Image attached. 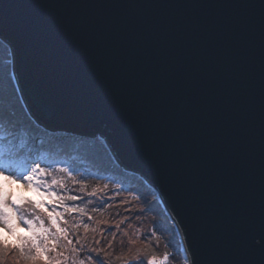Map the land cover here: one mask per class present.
<instances>
[{
    "label": "water",
    "instance_id": "1",
    "mask_svg": "<svg viewBox=\"0 0 264 264\" xmlns=\"http://www.w3.org/2000/svg\"><path fill=\"white\" fill-rule=\"evenodd\" d=\"M0 39L34 121L99 135L187 264H264V0H0Z\"/></svg>",
    "mask_w": 264,
    "mask_h": 264
},
{
    "label": "rangeland",
    "instance_id": "2",
    "mask_svg": "<svg viewBox=\"0 0 264 264\" xmlns=\"http://www.w3.org/2000/svg\"><path fill=\"white\" fill-rule=\"evenodd\" d=\"M10 57L12 62V55ZM2 106L4 114L0 112V131L3 132L6 139L0 141V151L4 153L0 157V163L9 165V171L5 175L12 177L5 180L0 176V185L3 186L4 191L21 200H53V197L40 195V192L45 191L43 185L40 186L38 192L35 182L29 185L22 179L35 168L36 164H39L47 173L40 177V180L47 183H51L52 179L60 181L59 184L52 185L53 191L65 197L75 195L81 198L76 201L56 200V205H75L84 209V212L64 213V220L60 222V226L66 228L67 232L57 234L55 237L49 236L52 251L43 253L36 260H31L25 258L29 254L27 249L21 253L18 247L8 248L0 252L4 254L0 255V264H4L2 261L7 262L6 264H49V262L51 264H101V260L103 264H130L134 260L150 261L153 256L156 257L157 264H175V259H173L175 254L177 255L175 258L178 259L181 256L183 264H187L179 232L175 228L176 225L174 226L175 223L173 228L170 227L166 219L168 218L171 223L172 221L171 217L167 214V216L164 215L166 209H163L162 212L159 208L158 210L154 208L158 202V194H155V190H151V196H148L149 200H145L137 193L124 190L113 183L108 184L93 179L83 172V165L76 167L80 161L85 160L88 162L92 174L99 171L92 169L86 152H83L82 155L67 156L65 152L59 153L53 146L49 147L44 139L39 138L38 140L35 138L33 141L24 139L19 142L17 139L20 132L19 127L12 124L16 117L10 108ZM17 121L14 122L20 125ZM23 131L25 134L29 133L22 130V134H24ZM30 137L32 138V136ZM31 145L38 147L36 150L29 151ZM20 146L22 147L20 148ZM45 153H47L46 156ZM44 156L45 158H43ZM63 168H68L72 175L68 176L62 171ZM101 170H104V167ZM111 178L127 187L118 178ZM9 205H11L10 200ZM45 206L51 211V205L46 204ZM58 210L63 212V208L58 207ZM13 211L16 213V217L12 221L13 231H8L7 227L0 223V237L6 244L19 245L23 243L20 237L33 235L32 232H29L27 224L23 222L21 216L33 218L40 215L44 219V226L51 227L46 215L38 209L34 212L31 204L13 208ZM53 232H55L54 228ZM177 240L180 244L178 248L174 246V241L177 244ZM98 254L99 259H97ZM166 254L169 257L167 260L164 259ZM177 264L182 263L180 261Z\"/></svg>",
    "mask_w": 264,
    "mask_h": 264
},
{
    "label": "trees",
    "instance_id": "3",
    "mask_svg": "<svg viewBox=\"0 0 264 264\" xmlns=\"http://www.w3.org/2000/svg\"><path fill=\"white\" fill-rule=\"evenodd\" d=\"M10 56L11 53L8 44H6L3 40L0 39V112L4 114V109L2 108V105H4L5 107L10 108V110L17 118H14V121L18 120L17 122H19L20 125H17L14 121L13 123H11L16 127H19L20 132L18 134L19 136H17L19 142L23 141L24 139L26 141H30V139H32L33 141L35 138H37V140L39 138L45 139L49 147L53 146L56 150L59 151V153L63 151L67 154V156L71 154L82 155L83 152H86L87 159L89 162H91L92 169L99 171L97 173L92 174L89 169L88 162L85 160L80 161V159H78L80 161V164L76 165V167H80L81 165H83V172L85 174L90 175L93 179L100 180L101 182H106L108 184L113 183L124 190H130L133 193H137L140 197L145 200H149L148 196H151V190L154 191L155 188L148 184L140 174L127 170L122 165H120L115 160L110 149L99 135H78L66 130H52L45 128L44 126L38 125L34 121V119L30 116L25 106L23 105L22 99L15 84L14 77L12 75V62ZM22 130H25L29 133L25 134V132L23 131L24 134H22ZM30 136H32V138ZM21 147L22 146H20V148ZM37 147V145H31L29 151L36 150ZM50 150L55 151L52 149ZM46 155L47 153H45V156ZM45 156L43 158H45ZM20 160L23 161L22 159ZM73 161L75 160L73 159ZM102 167H104V170H101ZM111 177L118 178L120 181L124 182L127 187L121 185L120 182L113 180ZM156 193L157 192H155V194ZM154 208L156 210H158L159 208L160 210H162V212L163 209L165 210L161 200L159 199V195L158 202H156ZM166 214L169 216V214L165 210L164 215ZM31 218L32 217H30L29 219ZM34 218L35 217H33L32 219ZM166 220L168 221L169 226L173 228V220L171 219L172 223L169 221L168 218ZM29 232L31 233L32 231L29 229ZM0 240H3V238L0 237ZM5 245L15 244L5 243ZM174 246L177 248L180 246L178 240L177 244L174 241ZM0 255L4 254L0 253ZM176 256L177 255L175 254L173 258L175 259V264L179 263L180 261L183 264L182 257L180 256V258L177 259L175 258ZM2 263L6 264L7 262L2 261Z\"/></svg>",
    "mask_w": 264,
    "mask_h": 264
},
{
    "label": "snow or ice",
    "instance_id": "4",
    "mask_svg": "<svg viewBox=\"0 0 264 264\" xmlns=\"http://www.w3.org/2000/svg\"><path fill=\"white\" fill-rule=\"evenodd\" d=\"M6 139V136L0 131V141ZM4 153L0 151V157H2ZM9 171V165L5 163H0V176H2L5 180L11 179L5 173ZM63 172L67 173L68 176H71L72 173L69 171L68 168H63ZM47 173L45 169L41 168L39 164H36L35 168L29 172L27 176H23L24 179L29 185L33 182L37 185V191H40V186L43 185L45 191L40 192V195H47L49 197H53V200H27V199H16L15 197L11 196L10 193H6L2 185H0V223H3L8 231L14 230L13 220L16 217L15 211L13 208L22 207L24 204H31L33 205V211L35 212L37 209L40 210L41 213L45 214L48 221L51 224V227L44 226V219L41 218L40 215L35 216L34 219H29L27 217L21 216V219L25 224H27L28 228L32 231L33 235L27 237H20L23 243L19 245H5L4 241L0 240V251L7 250L8 248H15L18 247L21 253H24L26 249L28 250L29 254L26 255V259L36 260L40 258L43 253L52 251L53 248L49 244V236L55 237L57 234L67 232L66 228H62L60 226V222L64 220V213L65 212H84V209L78 208L75 205H66L60 204L59 206L56 205V200L64 201V200H71L76 201L81 199L79 196H68L65 197L63 195H58L55 191L52 190V185L59 184L60 181L56 179H52L51 183H47L45 181L40 180L39 178L45 176ZM9 200L11 201V205H9ZM51 205L52 209L49 211L48 207L45 205ZM59 208H63V212L58 210ZM66 223V221H64ZM87 228V225H85ZM53 228L55 232H53ZM151 234V233H149ZM174 258V256H173ZM97 259H99V254L97 255ZM165 260L169 259L168 255L166 254L164 257ZM51 264V262H49ZM101 264L103 261L101 260ZM130 264H157L156 257L153 256L150 261H142V260H134L131 261Z\"/></svg>",
    "mask_w": 264,
    "mask_h": 264
}]
</instances>
